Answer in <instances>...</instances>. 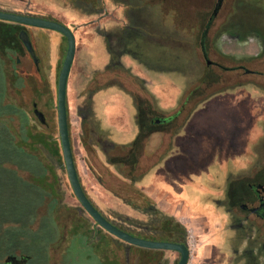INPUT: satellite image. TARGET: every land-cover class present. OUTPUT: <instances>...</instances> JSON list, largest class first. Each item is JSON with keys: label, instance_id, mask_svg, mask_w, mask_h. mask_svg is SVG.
I'll return each instance as SVG.
<instances>
[{"label": "rangeland", "instance_id": "1", "mask_svg": "<svg viewBox=\"0 0 264 264\" xmlns=\"http://www.w3.org/2000/svg\"><path fill=\"white\" fill-rule=\"evenodd\" d=\"M233 1L227 0L215 21L209 35L211 40L230 14ZM216 2L217 0H0V11L53 20L67 26L76 35L77 54L68 82L70 133L81 180L100 212L118 227L127 225L126 218L144 222L148 227V222L151 220L152 223L156 216L147 215L138 209L137 212L133 211L134 208L122 198L129 194L125 184L134 181L127 176L137 177L146 172L144 177L136 178L137 186L146 181L150 174H164L161 177L164 182L161 183L177 197L166 199L159 194L163 200H153L160 211L162 208L166 209L164 214L181 222L182 216L179 213L172 214L181 201L180 197L187 202L185 209L190 208L195 212L191 219L196 229V242L189 264H251L247 251L251 250L253 242L246 235L249 230L245 232L236 223L237 217L228 205L226 185L233 176L237 178L239 172L249 173L254 168L264 166V62L247 66L258 72L255 75H246L244 70L226 71L207 64L200 42L202 32L199 18L202 14H207L209 18ZM27 30L42 59V73L40 75L37 72L25 51L13 56L15 61L20 59L17 64L5 57L6 93L4 63L0 60V111L4 110V102L12 103L16 109L32 118L41 130L57 140L62 160L60 163L59 159H55L49 152L41 151L39 147L40 151L33 152V157L28 152L15 155L18 163L24 165H29L28 159L40 161L38 163L41 169L38 173H45L47 178L37 182L38 190L42 192L36 198L28 185L32 184L29 182L32 176L24 173L19 181L11 175L13 171L9 163L0 162V227L1 222L10 214L28 219L39 208L41 224L35 232L40 240L39 244L28 241L23 245L27 251L37 256V262L32 259L29 264H44V237L50 236L53 239L56 235L48 250L47 264H93L85 258L86 250L78 246L83 237L80 236L82 231L78 234L72 228L77 220L75 214H78L79 219H87L90 224L95 221L84 210L74 193L67 170L61 166L65 161L58 124V82L67 53V39L60 32L51 29L29 26ZM224 32L230 36H221L218 47L228 55L241 59L264 51V37L258 31L234 29ZM211 40H207L209 47ZM214 59V54L209 55L210 61ZM221 63L225 67L234 66L226 60ZM207 69L213 78L209 85L201 86ZM198 87L190 105L208 97L198 103L184 127L179 129L185 115L171 126L160 128L148 136L147 128L143 134L141 132L138 142V154L139 157L142 156L141 170H134L129 157H126L124 167L116 164L121 161L122 154H125L117 147L121 146L126 150L140 134V111L136 96L146 101L150 93L154 97L150 105L154 102L161 110L158 116L166 117L173 114L185 97ZM110 89L123 90L131 101L129 108L132 111L124 110L120 118L125 121L129 117L138 135L125 143L119 137L118 125L107 127L100 117L105 107V92L111 91ZM227 94L244 95L252 102L248 111L245 107L241 110L248 114L250 124H255L261 134L256 143H240L242 136H237V129L230 132V137L235 141H218L220 138L215 131L210 132L205 127L201 131L195 127L187 128L188 123L206 103ZM34 102L45 114L46 124H42L36 117ZM105 109L110 111L109 107ZM221 111L219 109V113ZM0 129L7 130L12 137L23 143L24 137L11 121H0ZM245 145L247 149L244 150L241 147ZM3 156L0 152V161ZM177 157L185 160L181 164H173L171 161V165H168L170 158L173 160ZM184 161L186 162L183 164ZM51 166H54V176L49 169ZM89 167L93 169L95 176L87 175ZM53 180L55 182H51ZM100 182V187L107 190L104 193L97 188ZM157 185L159 184L155 186ZM115 191H119L122 197L117 196ZM58 199L61 203L56 205ZM53 201L57 210L63 208L57 212L61 226L57 225L54 217ZM203 214L209 216V220L213 219L214 223L201 218L204 217L200 216ZM218 219L221 220V225L215 227ZM246 228L255 231L249 224H246ZM104 233L108 232L104 230ZM209 233H213L216 246L204 240V235ZM93 234L88 233L86 238L95 241ZM108 234L114 242L119 241L116 236ZM78 251H82L85 256L76 260L74 256ZM21 254L20 251L16 255ZM167 256L170 264H176L180 258L179 253L173 251H169ZM94 264H100V260H95Z\"/></svg>", "mask_w": 264, "mask_h": 264}, {"label": "trees", "instance_id": "2", "mask_svg": "<svg viewBox=\"0 0 264 264\" xmlns=\"http://www.w3.org/2000/svg\"><path fill=\"white\" fill-rule=\"evenodd\" d=\"M210 18V17H209ZM209 18L207 17V14H202L199 18V21L201 23H207L209 22ZM24 29L23 26L11 23V22H5L0 21V60L4 63V80H5V90H6V73H5V67H6V60L5 57L9 58V61H13L15 64L18 63V61L13 59V56L15 54L22 53V39L20 37L21 31ZM202 34L205 33V30L201 28ZM208 40V39H207ZM207 44V41H206ZM213 46V43H211ZM11 54V56H10ZM226 61L233 64V67H225L223 64V67L221 69H224L226 71H239V67H242L245 70L250 69L247 66L248 65H254V64H260L264 62V52L260 53L256 56H249L245 58H236L232 55L226 56ZM252 70V69H251ZM209 69L206 70L205 76L202 79L201 86L209 85L211 83L212 78L209 75ZM258 73V72H257ZM216 77V76H215ZM217 78V77H216ZM215 78V79H216ZM200 86V89H201ZM199 90V87L193 90L191 93H189L185 100L181 102L178 109L173 113L166 117L158 116L160 113V109L155 106L154 102L152 105L151 101H154V97L148 93L149 97L148 99H139L136 96V100L139 105V113H140V134L133 143L132 146L128 147L126 150H124L121 146H118L117 148H120L122 154V159L119 163L122 167L126 164V157H129V163L132 165L135 171L141 170V155L139 157L138 154V142L140 141V136L143 134V132L147 128V136L157 131L160 128H167L168 126H171L172 124L176 123L178 120H180L184 115L183 123H181L180 128L184 127L187 121L189 120L191 113L196 109V106L199 102L203 101L204 99L200 100L199 102L190 105L194 95ZM147 92V91H146ZM7 93V90H6ZM150 102V103H149ZM4 110L0 111V121L1 122H10L11 124H14L20 132V135L24 137L23 143L22 141H18L17 138L12 137L10 133L7 130L0 129V152L4 154V156L1 158L0 162H7L10 165V168L13 172H11V175L22 180V176L24 173H29L32 176V179L29 180L30 183L28 184L29 188H31V191L34 197L41 196L39 193L42 192L38 190V181L42 178H47L45 173H38L41 168H39L40 164L38 162L39 159H31V161L28 159L29 165H24L21 163H18L16 156L20 152H28L31 157H33V152H39L43 150L44 152H49L52 154V156L55 159H59L60 163L62 160L61 157V148L59 146V143L57 140L50 134H47L45 131L41 130L40 127H38L28 116H26L21 110L16 109L12 103L7 104V102H4ZM20 108V107H19ZM21 109V108H20ZM157 119H160L161 122L164 123V120L167 121V119H170L171 122L164 125L163 123L158 124L156 121ZM16 122L18 124H16ZM38 127V128H37ZM34 128L36 129V132H34ZM178 129V130H179ZM142 132V134H141ZM146 136V137H147ZM145 137V138H146ZM142 139V138H141ZM33 143V144H32ZM30 144V146H29ZM40 149H39V148ZM39 149V150H38ZM10 154V155H9ZM8 155V156H7ZM65 169V162L61 164ZM264 167V166H263ZM39 169V170H38ZM44 170V168H42ZM53 171L54 176V166L49 168ZM46 170V168H45ZM146 172H142L137 177L134 176H127L128 178L133 179L134 181L132 183L125 184L127 187L126 190L129 193L126 197H122L121 193L119 191H115V194L119 197L124 198L128 204L134 208L135 210H141L143 213L147 215H154L156 216V219L151 223V220L148 222V227H146V224L144 222H140L137 220L126 218V226H121V229H124L131 234H134L139 237H143L150 240H157V241H166V242H183L188 244V237L189 233L187 228L178 220H176L174 217L168 216L164 214L162 211H160L156 204L153 202L152 199H150L147 195H145L140 189H138L135 186V182L137 179H140L141 177H144ZM55 182V180L51 181ZM36 185V186H35ZM42 194V193H41ZM53 198V197H52ZM56 201V198H54ZM61 203V200L58 199L56 202V205ZM55 202L53 201L52 206L55 208L53 209L54 217L57 221V225H59V218H58V211L63 208L56 209V205H54ZM51 207V206H50ZM52 207V208H53ZM38 210H35L31 215L28 217V219H23L22 217H17L16 214H10L8 217H6L1 222L0 227V264H5L3 260L9 256V255H15L17 252L21 251V256L30 257V261L33 259L36 261L37 256L31 251H27L24 243L25 242H36L37 244L38 238L36 237V229L41 224L40 223V216L38 214ZM73 210V209H69ZM76 211V210H75ZM75 217L77 220L74 222V226L72 230L78 231V234L82 231L83 236L80 238L79 241V247L80 249L84 248L87 252V255L82 251H78V254H75L74 259L78 260L80 257H84L87 259L89 263H95V260H100V264H170V258L167 256V253L169 251L165 250H153V249H146V248H140L135 245H129L127 243H124L122 241H113L108 233H104V230L100 228V230H96L93 228V224H90L87 219L80 218L78 214H75ZM61 226V225H59ZM88 233H94L93 236H95V241L87 239ZM57 237V235H56ZM56 237H53L51 239L50 236L44 237V241L46 243V251L44 254H42V259L45 261L44 264H47L49 261V254L48 250L53 241ZM77 245V244H76ZM81 253V254H80ZM44 255V256H43ZM84 255V256H83ZM82 260V259H81ZM137 260V263H136ZM37 262V261H36ZM176 264L178 263L175 262Z\"/></svg>", "mask_w": 264, "mask_h": 264}, {"label": "flooded vegetation", "instance_id": "3", "mask_svg": "<svg viewBox=\"0 0 264 264\" xmlns=\"http://www.w3.org/2000/svg\"><path fill=\"white\" fill-rule=\"evenodd\" d=\"M226 2L227 0H223L221 6L218 7L219 0H217L214 11L209 18V22L201 23L200 25V28L205 30V33L201 34L200 42L202 44V50L207 60V64L208 65L213 64L217 68L223 67L221 61H225L226 56L228 55L218 47V41L221 38V36H227V35L230 36L228 33H225L224 30H231V31H234V29H240L245 31L254 30V32L258 31L259 35L264 37V1L234 0L231 7V12L227 16L226 21L220 25L219 30L215 33L213 39L211 40L209 35L215 26V21L220 16L221 11L224 9ZM23 30L28 31L27 27H24ZM28 34L30 36L35 53L38 57V64L36 63L34 57L32 56V53L30 52L29 48L25 45L23 41H22L23 42L22 52L25 51L28 54L31 62H33L35 67L37 68V72H39V74L41 75L42 59L37 53L36 45L33 42L32 36L30 35L29 31ZM208 38L211 40V43H213V46L210 45L209 47L206 44ZM211 54H214V58H215L212 61L209 60V55ZM18 62H20V59H18ZM239 69L244 70L242 67H239ZM244 72L246 75L258 74L256 70H251V69H247ZM35 103L36 102H34V104ZM156 122L158 124L163 123L161 122L160 119H157ZM169 122L164 120L163 124L166 125ZM237 176H238L237 178L233 176V178L228 180L226 185L228 205L230 207L231 212H233L237 217L236 218L237 225L243 228L245 232L249 230V232L246 233V235L248 236L249 240L253 242V244L251 246V250L247 251V254L250 256L251 264H256L257 261L258 264H264V242L262 241L264 239L263 238L264 237V167L254 168L249 173L245 171H241L237 174ZM84 190L86 191L90 200L94 203V201L92 200L90 194L88 193L85 187ZM89 216L93 218L90 214ZM246 224H249L251 229H254L255 231L247 229ZM93 228H95L96 230H100L101 227L95 221L93 223ZM259 243L261 245L256 246V244ZM9 256H15V255H9ZM9 256H7V258ZM16 257L20 259L25 258L27 260L25 264H29L30 262V257L17 256V255ZM5 264H8L6 263V260H5Z\"/></svg>", "mask_w": 264, "mask_h": 264}, {"label": "crops", "instance_id": "4", "mask_svg": "<svg viewBox=\"0 0 264 264\" xmlns=\"http://www.w3.org/2000/svg\"><path fill=\"white\" fill-rule=\"evenodd\" d=\"M105 93H106V98L104 99L105 107L102 110L100 117L102 118L103 121L106 122L107 127H114L115 125H118L119 137L122 140V142L125 143L129 140H132L133 138L135 139L138 134L135 130L134 123L130 120L129 117L125 121L122 118H120V115L123 114L124 110L132 111V109L129 108V104L131 103V101L124 94V91L120 89L111 90V91L107 90ZM251 105H252V102L249 100V98H247L244 95L240 96L239 94L238 95L227 94L224 96H217L214 99L210 100L208 103H206L204 107L202 108V110L196 113V115L193 117V120H191L188 123L187 128L195 127L198 131H201V129L205 127L210 132L215 131L218 133L219 138H220V140L217 139L218 141H224V140L235 141L230 137V132L233 131L234 129H237L238 130L237 136H239L240 134L242 136V138L239 140L240 143L242 142L243 144H249V145L251 143H256L258 139H260L261 134L255 124L254 126L250 124L251 120H249L248 114H245L243 110H241V108L245 107V109H247L248 111V107ZM108 107L110 108V111L105 109ZM219 109L222 110L220 113H219ZM235 117H237V119ZM234 122H236L237 124H235ZM245 128H246V132H245ZM241 148H244V150L247 149L246 145ZM182 160H185V159L182 157L180 158L177 157L171 160L170 158L168 160V165H171V161L173 164H176V163L181 164ZM185 162L186 161H184L183 164ZM165 165L167 166V163ZM87 169H90L87 172L88 176H91V175L95 176V173L93 172L92 168L89 167ZM162 176H164V174ZM162 176H159L158 172L157 173L155 172L153 173V175L150 174L146 181L142 182L141 184H137V186L136 185L135 186L138 189H140L145 195H147L150 199L152 200L156 199L157 202H160V199H161L159 194L164 196L166 199H169V197L171 199V197L176 196V195L171 193L170 190L161 183V182H164L162 181V178H161ZM96 183L97 182L95 181V184ZM156 184H159V185L155 186ZM100 186H101V182H100V185L98 184L97 188L102 190L103 193L107 191L106 189ZM178 198L181 199V201L179 202L177 207L174 209L172 214L175 215L176 213H179L182 216L181 223L188 230V233H189L188 246L190 248L191 256H192V249L196 242V229H195L194 222L191 218L193 217L192 214L195 212H192L190 208L185 209V204H187L186 200L184 198H180V197ZM157 208L159 209L158 206ZM132 210L137 212V210L135 209H132ZM166 211H167L166 209L162 208L163 213H165ZM132 213H135V212H132ZM200 216H204L201 218H206L207 221H210V222L213 220V219L209 220L208 219L209 216H206L204 214ZM218 220L219 221H216V223L214 224L215 227L221 225V220L220 219ZM212 223L214 222L212 221ZM204 240L206 242L210 241L209 242L210 244L216 246V240L213 237V233L205 234ZM208 254L209 252H207V255Z\"/></svg>", "mask_w": 264, "mask_h": 264}, {"label": "water", "instance_id": "5", "mask_svg": "<svg viewBox=\"0 0 264 264\" xmlns=\"http://www.w3.org/2000/svg\"><path fill=\"white\" fill-rule=\"evenodd\" d=\"M223 0H219L218 7L221 6ZM0 21L15 23L24 27L33 26L36 28H46L60 32L68 41V49L66 57L63 63L62 70L59 76L58 82V124L59 132L61 136V143L63 149V156L65 161V167L74 190V193L84 210L90 214L98 225L107 231L108 233L116 236L119 240L129 244L135 245L140 248L153 249V250H165L177 252L180 255L177 264H189L191 251L188 244L183 242H166L150 240L143 237L136 236L130 232L121 229L115 225L112 221L106 218L95 204L90 200L84 187L82 185L80 175L77 169L75 155L73 151V144L70 135L69 124V110H68V82L73 68V63L77 54V38L76 35L65 25L48 19L24 16L19 14H13L9 12L0 11ZM20 37L25 45L29 48L32 56L38 64V57L35 53L28 31L22 30ZM34 113L38 120L42 124H46L45 114L38 108V104H34ZM25 258H18L16 256H9L6 259L8 264H25Z\"/></svg>", "mask_w": 264, "mask_h": 264}]
</instances>
